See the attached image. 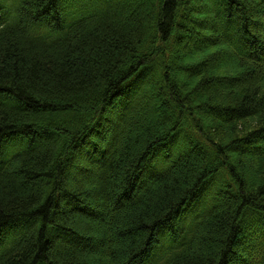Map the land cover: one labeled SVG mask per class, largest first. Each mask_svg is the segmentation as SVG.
<instances>
[{
    "label": "trees",
    "instance_id": "obj_1",
    "mask_svg": "<svg viewBox=\"0 0 264 264\" xmlns=\"http://www.w3.org/2000/svg\"><path fill=\"white\" fill-rule=\"evenodd\" d=\"M232 260L264 264V0H0V264Z\"/></svg>",
    "mask_w": 264,
    "mask_h": 264
},
{
    "label": "rangeland",
    "instance_id": "obj_2",
    "mask_svg": "<svg viewBox=\"0 0 264 264\" xmlns=\"http://www.w3.org/2000/svg\"><path fill=\"white\" fill-rule=\"evenodd\" d=\"M146 13V12H145ZM193 42H188V45H190V46H193ZM226 59H228V58H226ZM221 61H217L216 63H214V65H216V64H218V63H220ZM188 74H190V73H186L184 76H182V81H185V80H187V76H188ZM226 84V83H225ZM218 86H220V85H218ZM218 88V87H217ZM165 91V90H164ZM163 92V91H162ZM157 93V92H156ZM164 97H165V100L170 104V100H169V98H168V96H166L165 94H164ZM162 103V100H160L159 98H157L156 97V95L155 94H153L152 95V98L150 99V106L148 107V109L146 110V114H145V117H146V119H144L143 121L144 122H142L141 123V125H145L144 127H149L150 126V124L151 123H153V124H155V122H156V118H155V116H151L152 115V112L154 111V109L156 108V107H158L159 106V104H161ZM108 117H110L111 119H113V120H115V118L118 116L117 114V112H116V108L114 109V107L113 106H111L109 109H108ZM99 114V113H98ZM105 114V113H104ZM102 116H103V113H102ZM150 122V123H149ZM152 125V124H151ZM141 131H138L137 132V134L136 135H140L141 133H140ZM130 148V147H129ZM82 156V155H81ZM173 159V158H172ZM78 162V161H77ZM81 162V161H80ZM83 163V162H82ZM193 162H191V163H187V164H185V165H182V168L181 169H179L175 174H173L172 176H171V178H178V176H180V174H182V173H185L187 170H188V168L191 166V164H192ZM76 164V163H75ZM78 164V166L80 165L79 164V162L77 163ZM84 164V163H83ZM15 167V166H14ZM14 167L12 168V170H11V174H10V177L13 179V180H17L16 182L18 183V185H19V187H20V189H22V190H24L25 188H26V186H25V184L24 183H21V181L20 180H18V178H16V174L14 173ZM86 177L87 176H85V175H83V174H77V179H86ZM105 203V205L107 206V208H109L110 206H111V202L110 201H107L106 200V202H104ZM112 212V214H113V211H111ZM119 212V211H118ZM121 213L123 212V211H120ZM118 214V213H117ZM120 214V213H119ZM84 218H87V217H84ZM93 220H95V219H93ZM105 225H106V227H104L103 229H104V233H105V235H106V244L105 245H100L99 247H98V249H97V251H100V252H102L103 250H104V248H107V249H113V248H115L116 246H117V243H116V241H112L111 239H109V238H107V235H108V233H109V231H110V228L109 227H112L113 226V222L112 221H109V220H107L106 221V223H105ZM84 254H88V252H84ZM89 255V254H88ZM235 264H236V261H234V260H232Z\"/></svg>",
    "mask_w": 264,
    "mask_h": 264
},
{
    "label": "bare ground",
    "instance_id": "obj_3",
    "mask_svg": "<svg viewBox=\"0 0 264 264\" xmlns=\"http://www.w3.org/2000/svg\"><path fill=\"white\" fill-rule=\"evenodd\" d=\"M8 7L12 8V6H10V5H9ZM6 17H7V15L4 16V18H6ZM7 157H9V156L7 155ZM150 251H152V250H150ZM150 251H149V252H150ZM152 254H153V252H151V254L149 255V257H148L149 260H153V259H155L154 256H153ZM146 261H147V260H146Z\"/></svg>",
    "mask_w": 264,
    "mask_h": 264
}]
</instances>
